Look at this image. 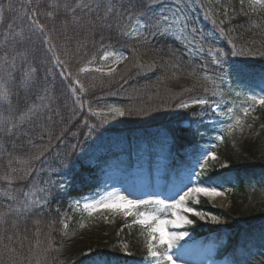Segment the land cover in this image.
Masks as SVG:
<instances>
[{
    "label": "trees",
    "instance_id": "obj_1",
    "mask_svg": "<svg viewBox=\"0 0 264 264\" xmlns=\"http://www.w3.org/2000/svg\"><path fill=\"white\" fill-rule=\"evenodd\" d=\"M173 1L144 0L152 9L144 10L153 17L156 8ZM136 2L0 0V90H8V100H0V264H153L147 250L135 245H146L147 235L131 216L117 223L121 235L110 237L96 251L70 253L67 261L61 252L65 236L90 222L85 212L72 208V201L95 197L114 181L105 170L106 160L116 156L112 143L157 120L173 119L185 101L204 98L199 87L204 58H191L167 35H148L145 41L122 34L134 25L127 15ZM215 28L222 61L234 71L238 66L246 69L243 75L235 71L236 87L251 94L262 91L264 11L236 16ZM151 30L145 29L144 35ZM107 51L127 56L111 76L79 71ZM56 57L65 63L58 64ZM74 79L83 84V92ZM107 105L125 114L106 120L92 117V110ZM205 109L213 115L210 107L194 106L189 125L169 131L159 143L160 150L169 148L164 191L168 186L217 187L230 201L228 211L206 199L192 208L218 217L225 229L216 231L192 218L197 226L189 232L206 242H223L216 253L224 264H264V129L233 143L229 129L210 128L208 121L215 116H195ZM98 140L104 145H97ZM86 150L92 155L81 159ZM205 152L215 153L226 168L198 171ZM87 159L98 165L91 166ZM6 174L24 178L9 184L3 179ZM154 210L150 206L136 211ZM122 241L130 246L128 255L115 252Z\"/></svg>",
    "mask_w": 264,
    "mask_h": 264
},
{
    "label": "rangeland",
    "instance_id": "obj_2",
    "mask_svg": "<svg viewBox=\"0 0 264 264\" xmlns=\"http://www.w3.org/2000/svg\"><path fill=\"white\" fill-rule=\"evenodd\" d=\"M251 12L254 11L250 8V0H244L243 6L241 5V0H174L173 2L161 5L153 12V17L155 18L167 15L170 21L171 19L179 18L182 23L186 22L188 24V28L183 33L177 31L180 27V25H177L167 36L179 42L191 58L196 60L205 59V66L201 68L203 72L199 79L200 93L204 98L200 99L208 101L203 106L210 107V113L213 115H207L205 109L198 111L195 116L198 115V117H203L205 120H208L210 116H215L214 119L208 121L209 126L210 128L222 130L229 129V125L235 124L239 118L241 124L231 131L233 132L232 135H234L232 137L233 143L234 141L238 142L244 139L247 135H255L264 129V107L256 105L248 116H244L242 109L250 105L251 102L247 98L253 94L244 92L234 84L236 74L234 69L228 67L222 61L216 50V44L219 43L220 37L217 35L215 27L222 24L221 21L224 23L236 16ZM213 21H215V24ZM133 28L144 32V29H139L138 24ZM130 36L136 38L134 35ZM177 36H182V38L176 39ZM201 48H203V51H200ZM114 52H105L98 61H94L87 66L89 69L87 72H96V68H102L103 72L106 73L111 67H115L117 71L125 63L126 59L118 64L114 63ZM115 53H123L125 55L124 52ZM213 55L221 59L222 63L220 65L212 62ZM104 57H107V59H104ZM205 88L208 91H205ZM196 99L185 101L184 103L189 105L187 108L178 107L176 109V117L173 119L167 121L157 120L153 125L140 127L132 134L119 136L112 143L111 148L112 151L116 152V156H111L106 160L107 166H105V170H107V173L111 175L114 181L97 197L72 201V208L79 212L81 210L85 212L89 216L90 222L86 223L87 225L76 233L65 236V247H63V244V249H61L65 261L70 259L74 253L83 252L88 254L96 251L110 237L121 235L123 231V228L117 230V223L125 218L122 213H116L103 208L91 211L86 210L84 208L86 203L92 204L109 196H124L127 199L133 200H163L165 203L171 204L174 200H178L179 196L187 190L188 187L176 188L168 186V188L166 187V192L163 191L165 185L164 175L167 172L169 162L166 152L169 151V148L165 147L164 150H160L159 143L165 141V134L169 131L172 132L178 130L183 125H189V119H192L194 114L190 113L192 108L196 105L203 107L202 105L192 103ZM112 108L120 109L116 105H107L104 108H99V110H92L91 115L92 117H102L105 120L120 117L119 115L110 113L109 110ZM93 112L101 113V115H93ZM103 113L109 114L105 116ZM175 136L177 134H174ZM96 144L104 145L99 140ZM94 146H92V149ZM99 151L101 152V149ZM206 153L208 152L204 154ZM79 155L80 158H84L85 156L92 155V152L91 150H86ZM128 159H130L131 164H129ZM85 162L91 166L98 164L97 161H92V159H87ZM202 162L203 160L201 159L197 166L198 171H204V169L213 168L214 166L218 167V169H224L227 166L225 163L218 164V158L215 160L209 158L204 169L201 170L199 165ZM120 163H124V165L120 166ZM202 199H206L212 206L224 211H228L231 207L230 201L224 193L220 197L215 198L203 194H193L185 201V206L191 208L193 212H198L192 208V205L199 203ZM255 205V207L258 206L257 203ZM180 211L183 212L182 209ZM193 212H184L183 214L188 219H196L204 227L209 226L216 229V231L225 229L224 223L218 217L220 223H216L211 219L214 215L205 214V218L201 219L199 216L194 215ZM192 221L193 224L185 225L177 230L189 233L188 236L180 241L182 248L173 250L180 254L178 257H175L177 264H224L216 253V249L224 245V243L206 242L205 238L198 237V235L189 232L188 229L197 226L195 221ZM135 245L139 249L147 250L144 244L139 245L136 243ZM115 252L128 255L130 253V246L122 241V243L116 245Z\"/></svg>",
    "mask_w": 264,
    "mask_h": 264
},
{
    "label": "snow or ice",
    "instance_id": "obj_3",
    "mask_svg": "<svg viewBox=\"0 0 264 264\" xmlns=\"http://www.w3.org/2000/svg\"><path fill=\"white\" fill-rule=\"evenodd\" d=\"M244 0H241V5L243 6ZM52 7H57V5H52ZM65 8H68V5L64 6ZM76 7H87V5H80L77 4ZM130 11L127 15V19L131 23H135L139 25V29H148L151 28L152 30L148 32L147 35H144L143 31H138L137 29L133 28L132 32L129 33L128 31H124L123 35H134L137 39H140L141 37L143 40L147 41L148 35L156 36V35H167L169 34L174 27L177 25H180V27L177 29V31L183 33L187 28L188 24L186 22L182 23L179 18L171 19L167 15H161L159 18L155 17H148L147 12L144 10L145 8L148 9V11H151L150 5H145L144 0H137L135 5L129 6ZM250 8L253 11L261 10L264 11V0H250ZM131 9H136V11H132ZM111 9H109L110 11ZM72 11H75V8L72 9ZM46 15L49 17L53 16V12H47ZM145 17L144 21H141L140 17ZM133 17H135V20H133ZM170 21V22H169ZM163 22V26H162ZM33 23L37 24V27L39 30L44 33L45 27L43 25H40L38 22L33 21ZM215 24V21H213ZM223 23V21H221ZM221 33L223 34V29H221ZM182 36H177L176 39H181ZM50 43V41H47ZM231 43V41H229ZM54 49V45L50 46V50ZM233 49H235V45H233ZM200 51H203V48L200 49ZM211 54V50H210ZM233 55H236L237 53L233 51ZM113 56L115 57L114 63H120L122 60L127 59V56L123 53H113ZM104 59H107V57H104ZM56 61L58 64L63 65L65 62L60 60L59 57H56ZM212 62L214 64L220 65L222 63L221 59L218 56L213 55ZM32 72L35 70L32 69ZM65 71L67 69L65 68ZM81 73L89 71L87 67H82L79 69ZM96 72L101 74H106L111 76L115 71V67H111L109 71L106 73L103 72L102 68H96ZM235 71L243 75L246 71V69L243 66H238ZM63 74V73H62ZM71 76V73L68 74ZM25 76L27 78H30V72L25 73ZM207 79V77H205ZM27 82V80L25 81ZM74 83L79 86V90L81 92L84 91V86L78 79H74ZM205 91H208L207 88H205ZM73 92H75V89H73ZM215 94V93H214ZM248 101H250V105L248 107H244L242 109V112L244 116H248L251 111L254 110L256 105H259L261 107H264V90L260 94H253L250 95L248 98ZM0 100L7 101L8 100V90H0ZM192 103L199 104V105H206L208 103L205 99H196L193 100ZM189 105L187 103H181L179 105L180 108H187ZM29 112H32L33 109H29ZM110 113H113L115 115L123 116L125 113L123 110L118 108H112L109 110ZM109 113H103V115H108ZM93 115H101V113L93 112ZM241 124V120L238 118L233 125H229V132H231L234 128L238 127ZM250 127V125H249ZM219 140H223V137H218ZM38 158V157H37ZM215 160L217 157L215 153L208 152L203 155L202 160L203 162L200 163L201 170L204 169L208 159ZM20 163H26L25 161H20ZM13 172L16 171V169L12 170ZM27 174V173H25ZM197 176L200 175V173H196ZM23 179V175L19 177L12 176L11 174H6L3 179L6 180L9 184L13 182L14 179ZM193 194L200 195L203 194L205 196L215 198L218 196L223 195V192L218 190L217 187L214 186H189L186 191L183 192L182 195L179 196L178 200H174L173 203L167 204L163 200H133V199H127L124 196H109L101 201H97L92 204H85L84 208L86 210H96L99 208L108 209L116 213H122L125 217L131 216L132 223L141 226L142 230L147 235L146 240V247L148 251V259H150L153 264H177L176 258L180 254L179 252H174V249H180L182 248V245H180V241L183 240L186 236L189 235L186 231H177L178 229H181L185 225H191L193 224V221L191 219H188L187 216H185L184 212H193L191 208H188L185 206V201L188 199V197L192 196ZM150 206H155V210L153 212H146V211H135L140 208H148ZM183 210L181 212L180 210ZM194 215L199 216L201 219L205 218V214L201 212H193ZM171 217V218H169ZM211 219L216 222L220 223L219 219L215 216L211 217ZM65 228L67 225H64Z\"/></svg>",
    "mask_w": 264,
    "mask_h": 264
},
{
    "label": "bare ground",
    "instance_id": "obj_4",
    "mask_svg": "<svg viewBox=\"0 0 264 264\" xmlns=\"http://www.w3.org/2000/svg\"><path fill=\"white\" fill-rule=\"evenodd\" d=\"M218 197H220V196H218Z\"/></svg>",
    "mask_w": 264,
    "mask_h": 264
}]
</instances>
